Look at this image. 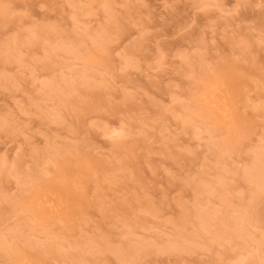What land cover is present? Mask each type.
<instances>
[{"label":"rangeland","instance_id":"rangeland-1","mask_svg":"<svg viewBox=\"0 0 264 264\" xmlns=\"http://www.w3.org/2000/svg\"><path fill=\"white\" fill-rule=\"evenodd\" d=\"M260 153L264 0H0V264H239L264 243ZM198 198L218 214L195 237Z\"/></svg>","mask_w":264,"mask_h":264},{"label":"bare ground","instance_id":"bare-ground-1","mask_svg":"<svg viewBox=\"0 0 264 264\" xmlns=\"http://www.w3.org/2000/svg\"><path fill=\"white\" fill-rule=\"evenodd\" d=\"M77 21V20H76ZM77 22H79V20L77 21ZM214 90H216V88L214 89V86H208L207 87V89H206V91H203V93H202V95L200 96V101L202 102V103H204L205 105H207V109H215L216 111H220L221 113H222V115H223V113H225V111L223 110V108L221 109V108H219V107H217V106H219L218 104H219V102H216V103H218V104H216L214 101H215V99H216V97H215V95H214ZM219 108V109H218ZM221 109V110H220ZM209 111H211V110H209ZM212 112V111H211ZM112 134H115L117 137H119V134L115 131V130H113L112 132H111ZM227 146V145H226ZM224 147H225V145H224ZM229 147V146H228ZM227 147V148H228ZM233 147V146H232ZM226 148V149H227ZM234 148V147H233ZM232 148H229L228 150H231ZM244 168V167H243ZM264 155H261V153L260 154H258V156L257 157H254L253 158V161L251 162V163H249V165L248 166H246V168H244L243 170V175H245L247 178H249V179H251V181L253 180L254 181V183L255 184H258V185H260L259 183H261L260 181L261 180H263V179H261L262 177H264ZM244 176V177H245ZM202 180V179H201ZM198 181V180H197ZM203 181V182H202ZM201 181V185H200V187H198V189H197V192H195L196 193V195H197V193L199 194V193H201V194H203V192H208L209 194H213V191H215L214 193H216L217 192V190L215 189H213V191H212V187H214V185L212 184V183H208V185L207 184H205V183H207L206 182V180L204 181V180H202ZM195 183V182H194ZM221 182H219V184H220ZM209 184H211V185H213L211 188L209 187V186H211V185H209ZM220 191V190H219ZM209 196V195H208ZM203 199V198H202ZM197 200V199H196ZM203 201V200H202ZM196 203V202H195ZM197 203H199V206H197L196 207V209L194 210L195 211V214H194V220L192 221V219L190 218V220H189V222H191V223H193L191 226H193V229L195 230V237H197V236H202L203 234H208L210 231H211V228L212 227H215V222L216 221H214L213 220V215H215L216 213H217V211H215V212H213L212 210H210L209 209V207H208V202H206L205 201V204L203 205V204H200V201H199V198H198V201H197ZM201 203H203V202H201ZM49 204V203H48ZM50 205V204H49ZM223 208V207H222ZM226 208V207H225ZM250 208H251V206L249 207V206H245L244 207V209H243V211H242V213L241 214H239L238 215V217H236V219L235 220H237L236 222H233V225H232V228L235 226V228H234V230L235 229H240L239 227H241V224H242V222L243 221H245V220H247V219H249L248 217H251L250 215ZM224 209V208H223ZM221 210V209H220ZM252 211V210H251ZM219 212V211H218ZM193 214V213H192ZM218 214V213H217ZM216 216V215H215ZM219 217H220V215H219ZM225 217H227V216H225ZM223 218L222 217V219H220V218H217V220L219 219V220H221V221H218L219 223H218V225L217 226H219L221 229L220 230H222V232L219 230V232H221V233H223L226 229H228V228H226L227 226V224H226V222H228L227 220H226V218ZM229 217H230V215H229ZM185 222H187L188 221V219H183ZM228 220H229V218H228ZM182 221V220H181ZM195 221V222H194ZM212 221L214 222V223H212ZM183 222V221H182ZM228 225H229V223H228ZM225 228V229H224ZM242 229V228H241ZM240 229V232H239V230H238V232L239 233H242V230ZM216 231H218V229L217 230H215V232ZM236 231V230H235ZM194 232V231H193ZM218 232V235L219 234H221V233H219ZM217 235V234H216ZM194 236V235H193ZM4 238H6V237H4ZM3 237L0 239V249H2V250H4V249H11L10 247H8V241H7V238H6V240L4 239ZM190 238V237H189ZM183 241H184V238H183ZM190 240L189 239H186L185 241H184V243H187V242H189ZM194 241H195V239H194ZM170 241H168V244L167 245H165L164 247H163V249H164V251L163 252H169V251H171L172 249H174V247H175V241L174 242H170ZM192 242H193V240H192ZM178 243V242H177ZM182 244V243H181ZM189 244H192V243H190L189 242ZM258 244V243H257ZM256 244V245H257ZM263 242H262V244L261 243H259L258 245H257V248H254L253 246H252V248H253V250L255 249V251H256V249H257V252H251V251H248V252H246V250H245V252H244V254L246 253V255L244 256V255H241V254H243V253H241V254H239L238 255V261L236 260V262H238L239 264H241V263H243L244 261H245V259H246V256L248 255L249 257H251L252 258V256H253V258H255V257H259V256H261L259 253L261 252V249L264 247L263 246ZM255 245V246H256ZM137 246H144L143 247V249H141L140 247L138 248V249H136V247ZM188 246V245H187ZM261 246H262V248H261ZM130 248H131V250H129V252H119V251H117V252H115L116 253V256H117V258L119 259V261L121 262V263H123V262H125V259L129 256V255H134V254H139L140 252H144L145 253V250H146V248H147V246H145V245H143V244H138V242L137 243H135V244H132V246H130ZM243 248H245V247H243ZM6 249V250H7ZM15 249V248H14ZM175 249H176V247H175ZM178 249V248H177ZM264 249V248H263ZM251 250V249H250ZM11 252H12V250H11ZM263 252H264V250H263ZM16 253H19V252H16ZM16 253H15V256H14V254H13V256L14 257H16ZM256 253H257V255H256ZM141 254V253H140ZM263 254V253H262ZM21 257L20 258H16V260L15 261H13L12 263L13 264H32L30 261H29V258L27 259L25 256V254H23V255H20ZM264 256V255H263ZM19 257V256H18ZM30 257V256H29ZM263 258V257H262ZM260 259V261H262V260H264V258L263 259ZM12 259H13V257H12ZM236 259V258H235ZM259 262V261H258ZM245 263V262H244ZM256 263V262H255ZM254 263V264H255ZM261 264H263V261H262V263Z\"/></svg>","mask_w":264,"mask_h":264}]
</instances>
